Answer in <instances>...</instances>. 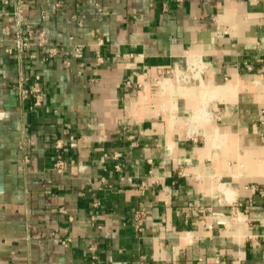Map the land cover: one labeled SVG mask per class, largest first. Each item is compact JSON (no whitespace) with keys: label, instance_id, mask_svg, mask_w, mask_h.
<instances>
[{"label":"crops","instance_id":"crops-1","mask_svg":"<svg viewBox=\"0 0 264 264\" xmlns=\"http://www.w3.org/2000/svg\"><path fill=\"white\" fill-rule=\"evenodd\" d=\"M263 65L264 0H0V264H264Z\"/></svg>","mask_w":264,"mask_h":264},{"label":"built area","instance_id":"built-area-1","mask_svg":"<svg viewBox=\"0 0 264 264\" xmlns=\"http://www.w3.org/2000/svg\"><path fill=\"white\" fill-rule=\"evenodd\" d=\"M17 42H18L17 43L18 44L17 49L19 51L23 50L24 48H26L28 46V41L25 40V39H23V38H18ZM177 75L179 77V79H178L179 83H181V81H183L185 83L190 81V75L189 74H183V73H181V69H179L177 71ZM24 78L23 77H20V81H19V84H18L20 98L21 99H25L27 97H31L32 100H33L32 105H34V106L41 105V103L43 101L44 94H43V91L41 90V88L39 86L38 77L35 76V79L32 82V84L29 85V86H27V87L22 86L23 81H24ZM60 145H61L60 140L56 141L55 146L56 147H60ZM104 156L107 157L108 155L107 154H104ZM116 156L117 155H115V154L113 155V157H116ZM65 167H66V163H65L64 160H62L60 158H57L55 160V162H54V168L56 169V171L58 173L59 172H62L65 169ZM115 168L117 170H120V166H118V165H116ZM138 217H139V214H138ZM135 226H136V229L141 230V226H140L139 222H136Z\"/></svg>","mask_w":264,"mask_h":264}]
</instances>
